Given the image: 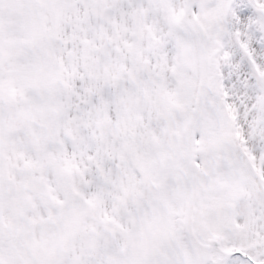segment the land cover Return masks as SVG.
Here are the masks:
<instances>
[{
  "label": "snow or ice",
  "instance_id": "6c2138e0",
  "mask_svg": "<svg viewBox=\"0 0 264 264\" xmlns=\"http://www.w3.org/2000/svg\"><path fill=\"white\" fill-rule=\"evenodd\" d=\"M0 264H264V0H0Z\"/></svg>",
  "mask_w": 264,
  "mask_h": 264
}]
</instances>
